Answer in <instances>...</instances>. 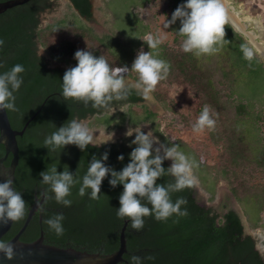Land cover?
<instances>
[{
	"label": "trees",
	"instance_id": "trees-1",
	"mask_svg": "<svg viewBox=\"0 0 264 264\" xmlns=\"http://www.w3.org/2000/svg\"><path fill=\"white\" fill-rule=\"evenodd\" d=\"M8 0H0L5 2ZM48 0H32L0 15V73L21 64L23 84L16 96L17 112L7 111L13 129L20 130L33 117L24 135L17 138L18 164L15 170L13 187L22 193L29 208L34 204V193L38 199L48 187L41 183V172L57 167L64 169L82 180L92 157L100 159L105 152L108 160L105 165L119 172L130 163V153L137 146L132 144L135 134L121 142L89 147L81 151L75 145L65 146L56 152L44 147V139L69 120L91 119V124L103 126L106 130L122 129L130 126L149 125L160 144H178L179 150L194 158L198 167L193 174L201 188L213 199L215 186L224 182L235 201L241 206L249 228L264 231V62L254 52L249 62L244 58L241 45L247 40L236 33L230 25L225 26V39L230 41L213 55L196 57L181 50L183 36L177 34L170 42L160 43L157 49H149L145 40L148 27L143 26L133 8L144 7L150 0H133L127 6L128 30L134 33L133 45L145 52L152 51L157 58L170 63L167 79L158 84L153 93L161 108L174 117L183 127L193 130V122L187 115L176 109L177 103L171 96V87L184 92L198 117L203 107L208 105L216 120L215 130H208V140L220 152L216 162L209 165L198 149L180 139L170 141L161 131L162 116L151 111L141 95L132 90L127 100L114 101L108 109H95L89 104L72 99L65 100L62 93V80L66 70L50 68L38 49L57 63L74 64L77 50H90L97 57L104 56L112 67L127 66L126 56L121 53L117 41L110 35L99 37L94 31L80 22L79 18H68L40 27V15L49 9ZM78 17L89 20L92 17L90 0H68ZM106 7L113 14V9ZM175 7L177 0H172ZM175 3V5H174ZM176 22H179L177 20ZM230 30L228 32L227 28ZM127 30V31H128ZM132 38V37H131ZM126 79L138 80L137 73L129 71ZM126 107L125 111H119ZM116 109L114 114L109 111ZM0 145V154L3 153ZM123 155L124 160H118ZM162 167H170L166 160ZM259 176V181H255ZM111 175L102 181L99 199L78 194L80 185L72 188L70 207H64L54 199L43 202L30 221L21 241L30 243L39 237L43 230L44 243L58 248H72L90 254L107 255L118 249L119 232L124 220L117 217L120 207L119 197L123 185L113 188L109 184ZM174 178L166 174L157 184L174 183ZM49 195H53L49 192ZM183 197L188 215L170 217L166 222H158L154 217H145L143 230L131 229L130 221L125 231L126 250L124 262L129 264L133 255L144 259L143 264H264V259L255 248V241L245 234L243 221L234 210H227L219 216L212 208L201 205L196 197L194 186L171 194V199ZM149 207H151L149 205ZM41 214L39 224L37 214ZM62 213L64 233L58 236L44 221ZM25 219V218H24ZM24 219L15 222L12 229L1 240L7 242L22 226Z\"/></svg>",
	"mask_w": 264,
	"mask_h": 264
},
{
	"label": "clouds",
	"instance_id": "clouds-1",
	"mask_svg": "<svg viewBox=\"0 0 264 264\" xmlns=\"http://www.w3.org/2000/svg\"><path fill=\"white\" fill-rule=\"evenodd\" d=\"M177 20L181 24L177 34L184 37L180 45L184 53H191L196 57L213 55L218 53L224 44L230 43L225 39V25H229L230 20L224 0H187L175 9L171 20L165 22L164 28L175 24ZM143 41L149 49L155 50L162 39L159 35H148ZM3 45L4 41L0 39V48ZM241 51L244 58L251 62L254 57L252 48L242 44ZM74 59L77 65L67 69L63 75L61 95L65 100L72 99L82 102L85 106L90 104L95 109H108L114 101L127 100L132 90L145 101L154 102L153 93L158 84L167 79L171 69L169 62L157 58L152 51L144 52L142 49L131 69L126 65L112 67L104 56L97 57L90 50H77ZM0 67H3L2 63ZM129 71L137 73L136 82L126 79ZM24 72V66L16 64L10 70L0 73V111H19L14 93L18 92L23 84L21 74ZM215 126L216 120L212 110L205 105L192 126L193 131L215 130ZM133 132L135 139L131 143L137 146L130 153V163L119 172L105 165L104 161L108 160L107 152L100 159L92 157L82 180L69 172L68 168L58 172L57 167L53 166L41 172V183L48 186L42 193L45 201L54 199L56 203L70 207L72 201L68 197L72 195V188L77 184L80 185L78 194L81 197L90 189L89 198L97 200L101 193L102 181L110 174L109 184L113 188L122 184L124 189L119 197L117 217L130 221L132 230H143L145 217L151 216L158 222H166L174 214L187 216V208L182 209V205H186L187 201L180 197L173 202L171 194L196 184L193 169L198 167L197 162L180 151L178 144H160L151 131L145 134L141 128H135V131H128L127 135L131 136ZM111 139L98 142L87 122L71 119L44 139V147L49 152H56L65 146L75 145L85 151L89 145L99 147ZM154 144H159V147L154 148ZM118 160L123 161L124 156H118ZM164 160L172 161L167 170L162 167ZM166 174L171 175L175 182L157 184V180ZM13 183L11 177L0 182V225H7L9 221H21L28 214L26 201L22 193L13 187ZM49 192L53 195L50 196ZM64 219L63 214L59 213L46 219L44 223L61 236L64 233ZM0 254L7 260H12L16 255L15 248L10 242L0 240ZM144 259L151 260L154 257L142 258L133 255L129 264H143Z\"/></svg>",
	"mask_w": 264,
	"mask_h": 264
},
{
	"label": "rangeland",
	"instance_id": "rangeland-1",
	"mask_svg": "<svg viewBox=\"0 0 264 264\" xmlns=\"http://www.w3.org/2000/svg\"><path fill=\"white\" fill-rule=\"evenodd\" d=\"M110 1L111 0H90L92 6V17L87 20L85 18L78 17L77 12L73 9L71 3L68 0H48L47 3L49 4V9L45 10L40 15V27L43 28L46 25L59 20L77 17L79 18L80 22L91 28L99 37L106 35L112 36L117 41L121 53L126 56L130 63H133L138 52L142 49L133 45L134 33L131 30H128L129 23L127 19H125L127 18V16H125L127 6H129L133 0H113L109 7L113 9L115 16L114 19L112 12H110V10H108L106 7V3ZM226 1L229 2L235 11H241L243 15L245 14L252 19H257L261 22L263 27L262 37L264 41V0ZM186 2L187 0H177L176 5L174 3V7L172 0H150L144 7H136L132 10L135 12L141 24L148 27L147 36L153 35L155 37L159 35L162 39V43H166L173 39L176 28L181 27V24L176 22L175 24L170 25L168 28H164V24L167 20H171L172 13L177 7L185 4ZM249 25L250 26L248 29L255 32L253 25L251 23ZM226 28L228 32H230L228 27ZM38 54L46 59V62L50 68H61L67 70L76 66L74 64L54 62L41 48L38 49ZM127 80L132 81L130 79ZM171 96L177 103L176 109L187 115L193 122H195L198 117L195 115L187 95L172 86ZM144 104L151 111L162 116L160 128L170 141L180 139L189 146L198 149L200 154L204 157L205 161L209 165H213L216 162V157L220 150L218 147L210 144L206 130L195 132L183 127L178 121L174 119L172 115L167 114L155 99L154 102H147L144 100ZM125 110L126 107H123L119 111ZM116 111V109H112L109 111V114L112 115ZM83 121L87 122L90 130H92L94 135L97 136L98 142L106 141L112 137V139L106 144L123 141L125 138L130 137L127 135L128 131H135V128H141V131L145 134L151 131L149 125L146 124L136 127L126 124L122 129L106 130L103 126H95L94 124H91V119H86ZM134 134L135 132H133L132 135ZM155 147H159V144H154V148ZM166 161L171 166L172 161ZM259 180V176L256 177L255 181ZM214 189L215 195L213 199H211L210 194L201 188L200 183L197 180L196 184L194 185L195 197L197 201L205 207L212 208L213 211H215L219 216H222L227 210H234L235 212L239 213L243 220L245 234L250 235L254 239L255 248L259 252L260 256L264 259V231H253L249 228L243 215L241 206L235 201L224 182H219Z\"/></svg>",
	"mask_w": 264,
	"mask_h": 264
},
{
	"label": "water",
	"instance_id": "water-1",
	"mask_svg": "<svg viewBox=\"0 0 264 264\" xmlns=\"http://www.w3.org/2000/svg\"><path fill=\"white\" fill-rule=\"evenodd\" d=\"M30 1L32 0H8L1 2L0 15L15 7L25 5ZM239 13H241V11H239ZM229 25L236 33L240 34L230 23ZM243 25L247 26L244 23ZM250 32L253 31L251 30ZM248 44L250 45V42H248ZM32 119L33 117H31L20 130H17L12 128L7 111H0V145L5 148L6 154L12 155L10 166L6 171L1 164L2 161H0V182H3L7 177L14 179V171L18 164L17 138L24 135ZM39 205L40 204L36 202L29 209L21 228L10 240L7 241L15 248L16 255L14 259L7 260L3 257V254H0V264H120L124 262L123 255L127 253L125 231L129 222L128 220H124L123 226L120 229L118 249L111 254L103 256L100 254L82 252L72 248H58L47 245L44 243L42 230H40L39 237L35 241L30 243L21 242L20 237L24 233ZM237 214L240 216L239 213ZM12 225L13 223L11 221H9L7 225H0V240L11 229Z\"/></svg>",
	"mask_w": 264,
	"mask_h": 264
},
{
	"label": "bare ground",
	"instance_id": "bare-ground-1",
	"mask_svg": "<svg viewBox=\"0 0 264 264\" xmlns=\"http://www.w3.org/2000/svg\"><path fill=\"white\" fill-rule=\"evenodd\" d=\"M224 4L228 9L230 24L246 40H248V42H250L252 49H254L258 57H261L260 59L264 62V41L261 36L263 27L261 22L257 19L254 20L245 14L243 15L242 13H239V11H235V9L226 0H224ZM243 23L247 26H244ZM250 23L253 25L255 32L253 30V32H250L251 30L248 29Z\"/></svg>",
	"mask_w": 264,
	"mask_h": 264
},
{
	"label": "flooded vegetation",
	"instance_id": "flooded-vegetation-1",
	"mask_svg": "<svg viewBox=\"0 0 264 264\" xmlns=\"http://www.w3.org/2000/svg\"><path fill=\"white\" fill-rule=\"evenodd\" d=\"M9 120H10V119H9ZM3 150H4V152L0 154V161H2L1 164H2V166L4 167V169H5V171H6V170L9 168V166H10L11 159H12V155H11V154H6V152H5V148H4V147H3ZM15 170H16V168H15ZM14 177H15V171H14ZM13 181H14V179H13ZM43 199H44L43 195H41V199L39 200L38 197H37V195H36V193H34V204L37 202V203L40 204V205H39V207H40L41 204H42V202H43ZM34 204H33V205H34ZM33 205H32V206H33ZM32 206H31V207H32ZM39 207H38L37 211L35 212V214L38 212ZM29 209H30V208H29ZM28 211H29V210H28ZM35 214L33 215V217L35 216ZM26 216H27V215H26ZM37 216H38V219H39L38 222H39V224H41V222H42L41 214L39 213V214H37ZM33 217H32V218H33ZM25 218H26V217H25ZM24 220H25V219H24ZM31 220H32V219H31ZM14 223H15V222H14ZM14 223H13V225H14ZM29 223H30V222H29ZM13 225H12V227H13ZM28 225H29V224H28ZM12 227H11V229H12ZM27 227H28V226H27ZM27 227H26V228H27ZM20 228H21V227H20ZM20 228H19V229H20ZM11 229H10V230H11ZM19 229H18V230H19ZM10 230H9L6 234H8V233L10 232ZM25 230H26V229H25ZM40 230H42V228H40ZM42 231H43V230H42ZM17 232H18V231H17ZM17 232H16V233H17ZM24 232H25V231H24ZM16 233H15V234H16ZM39 233H40V231H39ZM15 234H14V235H15ZM14 235H13V236H14ZM22 235H23V234H22ZM22 235H21V236H22ZM4 236H6V235H4ZM4 236H3V237H4ZM13 236H12V237H13ZM3 237H2V238H3ZM12 237H11V238H12ZM2 238H1V239H2ZM11 238H10V239H11ZM20 238H21V237H20ZM20 241H21V239H20ZM21 242H22V241H21Z\"/></svg>",
	"mask_w": 264,
	"mask_h": 264
}]
</instances>
